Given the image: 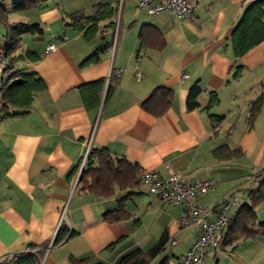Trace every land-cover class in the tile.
<instances>
[{
	"label": "crops",
	"instance_id": "0c3cea01",
	"mask_svg": "<svg viewBox=\"0 0 264 264\" xmlns=\"http://www.w3.org/2000/svg\"><path fill=\"white\" fill-rule=\"evenodd\" d=\"M34 1L28 13L17 11L14 20L10 6L0 5L7 23L36 24L42 30L40 36L24 35L13 56L16 69L35 73L45 84L28 113L0 120V264H12L14 256L29 246L42 251L40 264H69L70 257L85 259V264H115L136 248L148 251L164 234L177 244L150 264H180L200 233L194 224L177 227L182 206L148 195L142 183L134 190L115 188L111 196L98 197L81 191L77 177L85 153L105 149L112 157L161 177L169 168L183 172L190 182L212 180V190L195 199L210 220L214 207L231 194L235 207L247 202L245 191L251 184L243 188L242 183L247 178L254 181L249 169L257 172L264 165V109L251 129L248 110L237 113L239 101L248 105L264 86V41L234 58L229 38L242 5L251 0H195V21L167 13L150 18L137 8L136 0ZM97 3L118 8L117 26L85 41L82 33L65 25L64 17L77 11L89 15ZM144 25L160 37L147 31L141 44L138 34ZM161 42L160 48L154 47ZM95 52H100L99 61L82 67ZM238 67L242 72L235 79ZM116 70H122L121 77L115 76ZM100 80L105 82L104 91L110 84L113 93L105 99L103 92L99 105L87 111L78 90ZM194 84L203 91L199 109L189 111L186 99ZM157 86L173 91L171 106L159 118L141 108ZM210 91L216 92L219 102L206 111ZM210 115L224 119L212 123ZM238 122L245 123L240 133L243 128L224 125ZM221 145L238 149L241 157L216 159L212 152ZM245 158L244 172L237 170L235 164ZM119 200L126 218L105 222L102 215L114 211ZM62 224L69 234L53 245ZM260 238L264 237L256 241ZM238 248L219 245L208 250L204 263L245 264L236 254Z\"/></svg>",
	"mask_w": 264,
	"mask_h": 264
},
{
	"label": "trees",
	"instance_id": "16d2710c",
	"mask_svg": "<svg viewBox=\"0 0 264 264\" xmlns=\"http://www.w3.org/2000/svg\"><path fill=\"white\" fill-rule=\"evenodd\" d=\"M36 2L34 0H19L11 4L10 10L13 12L33 8ZM118 8L111 4L97 3L91 7L89 15L83 11L73 12L64 17L65 25L72 28L75 32L82 33L85 41H90L101 30L105 28L116 29V16ZM6 10H0V46L6 49V68L4 70L0 85V120L15 118L28 113L32 101L38 92L45 90V84L35 73L25 72L24 69H16L15 63L17 57L13 56L20 48L21 38L24 35H41L42 30L39 25L26 23H7L5 21ZM264 0H251L244 3L241 7V13L232 27L230 34V47L232 56L239 58L249 50L264 41ZM109 21L106 26L100 24ZM149 25L141 27L138 39L141 44L145 42V33L152 31L156 37L159 34ZM4 31V32H3ZM101 35V34H100ZM3 40V41H1ZM162 42L154 46L160 48ZM101 49H99L100 51ZM100 53V52H99ZM99 53L95 52L85 59L81 66L85 67L95 64L99 61ZM242 67H238L234 73V78L240 77ZM105 82L95 81L79 88V95L83 107L87 110L95 109L104 94L105 99L113 93L114 87ZM198 84H194L188 93L186 99V108L189 111L199 109L198 97L202 93ZM209 101L204 110L208 111L219 102L216 92H208ZM173 102V91L164 86H157L152 89L149 96L142 102L141 108L147 114L159 118L171 106ZM264 109V86L262 91L248 103L247 125L251 129L256 117ZM212 123H220L224 117L209 116ZM213 156L219 160H231L241 157L238 149L231 150L227 145H221L212 152ZM140 169L137 165L128 163L123 158L112 157L105 149L88 151L85 164L79 174L78 184L81 191L92 193L98 197H108L114 192V189L121 191L134 190L140 183ZM254 181L246 193V203L234 207L227 225L222 229V237L219 240L220 248L223 249L240 240L255 239L264 236V221H257L256 209L264 203V165L257 171ZM256 188H254V187ZM252 188H254L252 190ZM231 196H234L232 194ZM126 198V197H125ZM121 200V199H120ZM118 201L117 208L114 211L106 212L102 218L107 223H114L126 218V213L121 201ZM219 204V203H218ZM217 204V206H218ZM214 207V210H216ZM68 229L63 224L59 227L54 239L53 245L63 242L68 236ZM168 238L164 234L148 251L143 252L136 248L122 256L115 264H150L151 261L166 248ZM42 251L33 246L23 254H18L12 259V264H40ZM86 260H76L72 257L69 264H85ZM163 264V262L161 263Z\"/></svg>",
	"mask_w": 264,
	"mask_h": 264
},
{
	"label": "built area",
	"instance_id": "2783aa9c",
	"mask_svg": "<svg viewBox=\"0 0 264 264\" xmlns=\"http://www.w3.org/2000/svg\"><path fill=\"white\" fill-rule=\"evenodd\" d=\"M136 6L144 10L150 18L167 13L178 20L195 21V0H136ZM54 49L53 45L49 46L50 51ZM5 68L6 49L0 46V85ZM121 75L122 70H116L115 76L119 78ZM136 77L139 78V73H136ZM87 154L88 151L85 153L82 165ZM139 181L145 186L148 195L158 198L165 204L183 207L178 220L180 228L191 224L200 228L196 241L184 254L180 264H203L208 250L219 248V235L227 225V221L235 207L236 198L231 194L227 199L221 200L214 211V218L210 220L207 218L205 210L196 206L195 199L198 195L212 190L214 185L212 180L204 179L190 182L183 172L168 168L166 177H161L154 170L142 169L139 172ZM176 244V240L168 239L166 248Z\"/></svg>",
	"mask_w": 264,
	"mask_h": 264
},
{
	"label": "rangeland",
	"instance_id": "374dc122",
	"mask_svg": "<svg viewBox=\"0 0 264 264\" xmlns=\"http://www.w3.org/2000/svg\"><path fill=\"white\" fill-rule=\"evenodd\" d=\"M12 2H13L12 0H0V5L4 6V7L10 6V8H11ZM28 11L29 10H24V12H22V13H28ZM15 13H16L15 16L12 17L13 20L16 19L17 16L19 15V14H17L19 12H15ZM1 41H3V40H1ZM241 102L239 101L240 110L238 111L237 114H245L246 110H248V105H245L243 107V103H241ZM225 108H227V105ZM231 108H233V107H231ZM240 111H241V113H240ZM227 124H231V125L233 124L234 126H236L237 129L243 128L242 130H238L239 133L244 130L245 123H241V122L240 123L239 122L238 123H224L225 126H227ZM247 161H248L247 158L240 160L239 162H237L235 164V168L237 170L243 169V172H244V168H243L242 164L247 162ZM249 170L250 171L247 174H250V177L252 179H254L253 176L256 172V169H254V170L249 169ZM251 178H250V180H251ZM246 183H248V184H246ZM252 183H253L252 181L249 183L248 178H247V180L243 181V183H242V185H244L243 188L248 187ZM257 215H258V222L259 223H260V221L264 220V203L262 204V207L257 211ZM177 227L179 229H181L178 224H177ZM259 237H264V236L261 235ZM256 239L257 238H255V239H252V238H249V239L243 238L242 239L241 238L240 240L236 241L233 244V246L238 245L239 248H238L236 254L238 255V257H240V260L243 261L245 264L246 263H248V264H262L264 262V238L263 239L260 238L261 242L260 241L257 242ZM245 241H247V242H245ZM243 242H245V243H243ZM221 260H223V258ZM156 264H158V263H156ZM203 264H205V263H203Z\"/></svg>",
	"mask_w": 264,
	"mask_h": 264
},
{
	"label": "water",
	"instance_id": "95a60500",
	"mask_svg": "<svg viewBox=\"0 0 264 264\" xmlns=\"http://www.w3.org/2000/svg\"><path fill=\"white\" fill-rule=\"evenodd\" d=\"M78 180V179H77Z\"/></svg>",
	"mask_w": 264,
	"mask_h": 264
}]
</instances>
